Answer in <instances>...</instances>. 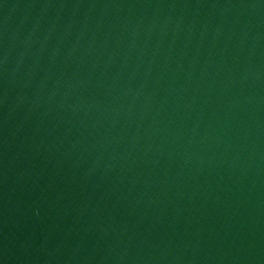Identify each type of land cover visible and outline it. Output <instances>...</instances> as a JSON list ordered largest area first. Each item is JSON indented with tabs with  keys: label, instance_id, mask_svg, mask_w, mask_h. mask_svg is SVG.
Returning a JSON list of instances; mask_svg holds the SVG:
<instances>
[{
	"label": "water",
	"instance_id": "95a60500",
	"mask_svg": "<svg viewBox=\"0 0 264 264\" xmlns=\"http://www.w3.org/2000/svg\"><path fill=\"white\" fill-rule=\"evenodd\" d=\"M0 264H264V0H0Z\"/></svg>",
	"mask_w": 264,
	"mask_h": 264
}]
</instances>
